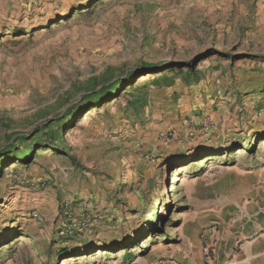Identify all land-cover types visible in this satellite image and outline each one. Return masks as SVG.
<instances>
[{"label": "rangeland", "instance_id": "1", "mask_svg": "<svg viewBox=\"0 0 264 264\" xmlns=\"http://www.w3.org/2000/svg\"><path fill=\"white\" fill-rule=\"evenodd\" d=\"M143 61L177 65L59 131L68 156L1 161L0 263L50 258L66 200L105 216L77 242L139 234L137 244L130 260L100 248L49 264H205L210 241L238 220L264 165V0H0V147L52 122L91 77L100 84ZM187 64L195 79L179 75ZM143 96L142 109L127 106Z\"/></svg>", "mask_w": 264, "mask_h": 264}, {"label": "trees", "instance_id": "2", "mask_svg": "<svg viewBox=\"0 0 264 264\" xmlns=\"http://www.w3.org/2000/svg\"><path fill=\"white\" fill-rule=\"evenodd\" d=\"M177 64L173 63H161L154 64L150 61H143L139 66L132 67L130 69H124L115 74L111 78H106L104 81L98 83L97 78L91 77L89 85L80 95L79 100L72 102L67 108L61 113L58 114L52 122L43 125L41 128H36L27 134H18L14 139L0 147V167L3 165L8 166L10 164L19 163L22 165H29L33 158L36 156V153L42 150H50L54 154H60L63 156H68L71 152L69 144L64 140L63 136L61 137L58 132H64L65 129H68L70 126L75 124L78 120L80 114L86 113L91 109H94L100 105L107 104L110 100L116 99L122 91H127L130 87H133L134 83L144 74L150 72L152 73V78H150L149 83L159 84L161 81L167 79V72L173 70L174 66ZM113 70V69H112ZM111 69L108 72L112 71ZM182 77L186 79H195V70L191 64H187L186 72H179ZM107 74H103L105 77ZM125 95H133V91L124 92ZM147 96L143 97H133L126 102L127 106L133 110L142 109L147 104ZM55 124V128L50 126ZM14 135H12L13 137ZM26 140H29L27 143ZM22 145V146H21ZM21 146V148H20ZM214 151V150H212ZM168 158H172V153L168 154ZM71 162L76 163L74 157L70 158ZM1 161L2 165H1ZM16 168L13 170L15 171ZM2 169L0 168V174ZM143 192V191H142ZM73 204L74 202L71 201ZM101 211V210H100ZM103 219H105L104 213ZM155 223L161 220V215L158 212H154ZM101 220V221H102ZM156 226V225H154ZM94 227V226H93ZM92 227V228H93ZM155 228V227H154ZM158 229H160L158 227ZM153 231L148 228V234L150 235ZM139 234H136L134 237L128 238L125 244H118L115 242H108V245L98 246L97 244L91 243L90 239H80L75 245L72 246H58L54 251V256L57 260H61L67 257H74L80 255H88L98 249H102L103 252H116L124 251V257L130 260L133 257V254L130 253V248L134 247L137 244L136 239ZM0 242V247H2L7 242ZM114 246V247H113Z\"/></svg>", "mask_w": 264, "mask_h": 264}, {"label": "crops", "instance_id": "3", "mask_svg": "<svg viewBox=\"0 0 264 264\" xmlns=\"http://www.w3.org/2000/svg\"><path fill=\"white\" fill-rule=\"evenodd\" d=\"M250 177L258 184L259 189L255 190L248 200L238 204V220L230 226L226 224L224 231L221 230L220 239L210 241L208 246L211 247L212 254L204 257L205 264H264V165L254 170ZM58 229L60 230V226ZM59 235L58 239L61 243L59 246H72L77 243V237H70L60 232ZM52 256L56 263L60 261L55 258L54 251L50 254V258L37 255L35 258L39 264H49ZM12 260L13 258L8 257L0 264H18V262L13 263ZM99 262L103 264L102 261L92 263ZM125 263L130 264L128 261Z\"/></svg>", "mask_w": 264, "mask_h": 264}, {"label": "built area", "instance_id": "4", "mask_svg": "<svg viewBox=\"0 0 264 264\" xmlns=\"http://www.w3.org/2000/svg\"><path fill=\"white\" fill-rule=\"evenodd\" d=\"M193 130L188 131V135H193ZM172 132L164 135V138L172 136ZM32 184H34L32 182ZM60 210V233L70 237H82L89 233L91 228L103 219L100 210H91L83 201L73 204L70 200L62 201ZM37 220H41L37 214H34ZM162 264V263H159Z\"/></svg>", "mask_w": 264, "mask_h": 264}, {"label": "bare ground", "instance_id": "5", "mask_svg": "<svg viewBox=\"0 0 264 264\" xmlns=\"http://www.w3.org/2000/svg\"><path fill=\"white\" fill-rule=\"evenodd\" d=\"M83 123H85V122H83Z\"/></svg>", "mask_w": 264, "mask_h": 264}]
</instances>
